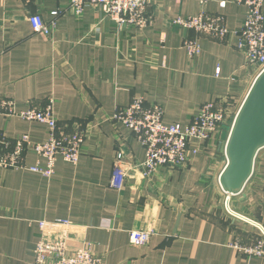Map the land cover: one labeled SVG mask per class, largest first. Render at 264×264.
<instances>
[{
    "label": "crops",
    "instance_id": "1",
    "mask_svg": "<svg viewBox=\"0 0 264 264\" xmlns=\"http://www.w3.org/2000/svg\"><path fill=\"white\" fill-rule=\"evenodd\" d=\"M69 3L0 0V99L43 105L53 98L60 126L76 122L88 129L77 163L58 158L49 177L28 168L45 165L32 152L23 168L0 167V264H32L41 235L52 240L62 232L68 252L87 247L102 264H264V257L233 246L259 235L222 208L216 175L226 163L223 129L208 139L190 138L196 151L184 166H161L146 178L127 170L123 184L111 186L118 148L130 163L145 157L132 132L111 120L117 106L142 97L162 107L164 123L182 127L209 100L226 99L231 112L237 109L257 74L236 48L245 7L237 0H148L147 25L118 28L95 5L75 14ZM202 8L224 15L230 34L224 43L199 35L200 53L189 59L182 40L194 33L169 19ZM54 11L52 35L33 32L28 16L49 21ZM0 131L11 140L47 136L39 123L3 115ZM233 205L264 224V147ZM57 219L69 224H53ZM132 229L151 231L149 241L131 244Z\"/></svg>",
    "mask_w": 264,
    "mask_h": 264
},
{
    "label": "built area",
    "instance_id": "2",
    "mask_svg": "<svg viewBox=\"0 0 264 264\" xmlns=\"http://www.w3.org/2000/svg\"><path fill=\"white\" fill-rule=\"evenodd\" d=\"M237 2L245 7V17L240 29L235 31L238 37L236 48L243 53L245 62L255 67L258 73L264 68V0ZM88 4L98 7L103 17L115 22L118 28L123 25L143 27L151 21V14L147 11L148 0H70L67 11L70 9L75 14H80ZM58 14V11H54L53 18L45 21L38 13H33L28 16V21L33 32L50 37L56 28ZM169 23L194 33V36L187 35L182 40V47L189 59L200 53L199 35L224 43L230 34L224 15L211 13L203 8L193 15L172 17ZM215 72L218 74L219 68ZM53 102V98H49L43 105L33 100L18 104L10 98L0 99V115L39 123L47 132L44 140L33 141L26 134L11 140L0 131V167H25V156L29 152L43 158L45 165L35 164L28 168L47 177L54 173V164L58 158L72 164L77 163L88 129L76 122L60 126L53 113ZM235 112L236 110L231 112L226 99L209 100L202 103L198 112L182 127L178 122L164 123L162 107L156 103L146 104L142 97H134L127 105L117 106L111 120L121 123L132 132L143 147L145 157L141 162L130 163L123 152L117 149L112 165L111 186L120 187L127 170L138 172L146 178L161 166H184L190 151H196L188 147L189 139L210 138L215 132L230 125ZM218 195L222 208L229 217L245 222L258 231L259 237L254 242H236L233 244L235 249L243 255L264 257V224L237 210L233 205L235 195L222 191L220 187ZM53 224L68 225L69 222L57 219ZM150 236L149 230L132 229L129 231V242L144 245ZM67 238L68 234L65 232L56 233L52 240L41 235L34 249L32 264H102L101 257L94 255L87 247L68 252Z\"/></svg>",
    "mask_w": 264,
    "mask_h": 264
},
{
    "label": "water",
    "instance_id": "3",
    "mask_svg": "<svg viewBox=\"0 0 264 264\" xmlns=\"http://www.w3.org/2000/svg\"><path fill=\"white\" fill-rule=\"evenodd\" d=\"M226 163L218 175L222 191L239 195L264 147V68L251 81L229 126L222 132Z\"/></svg>",
    "mask_w": 264,
    "mask_h": 264
},
{
    "label": "rangeland",
    "instance_id": "4",
    "mask_svg": "<svg viewBox=\"0 0 264 264\" xmlns=\"http://www.w3.org/2000/svg\"><path fill=\"white\" fill-rule=\"evenodd\" d=\"M226 128H227V127H225V129H226ZM223 131H224V129H223ZM118 149H119V148H118ZM116 151H117V150H116ZM116 151H115V152H116ZM124 156H125V155H124ZM114 157H115V156H114ZM125 158H126V157H125ZM143 160H144V159H143ZM143 160H142V161H143ZM220 202H221V200H220Z\"/></svg>",
    "mask_w": 264,
    "mask_h": 264
}]
</instances>
